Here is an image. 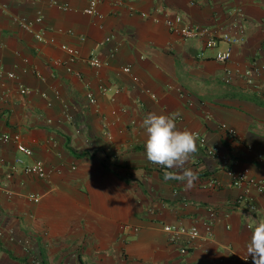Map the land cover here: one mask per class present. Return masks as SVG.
<instances>
[{
    "label": "crops",
    "instance_id": "crops-1",
    "mask_svg": "<svg viewBox=\"0 0 264 264\" xmlns=\"http://www.w3.org/2000/svg\"><path fill=\"white\" fill-rule=\"evenodd\" d=\"M87 3L0 0V133L18 135L32 152L0 141V264H30L34 255L42 264H253L245 261L247 225L264 217V188L233 187L221 157L264 184L257 158L264 155V72L257 89L238 78L225 83L216 49L181 39L151 17L179 14L189 24L221 30L240 19L241 41L227 66L244 68L253 60L264 64V0H127L122 6L102 0L96 16L83 12ZM235 8L239 14H232ZM38 13L42 22L34 28L52 43L38 41L14 19L32 21ZM61 44L79 50L74 62ZM91 54L106 64L89 66ZM150 112H178L179 129L217 148L218 156H208L197 141L199 151L186 165L199 176L192 190L165 182L164 172L174 170L147 160L140 125ZM222 123L237 137H227ZM36 160L44 179L23 169ZM211 178L214 187L207 186ZM243 194L253 199L254 212L234 203ZM204 222L212 237L189 243L185 253L186 237L171 240L163 230L194 224L204 234Z\"/></svg>",
    "mask_w": 264,
    "mask_h": 264
},
{
    "label": "built area",
    "instance_id": "built-area-1",
    "mask_svg": "<svg viewBox=\"0 0 264 264\" xmlns=\"http://www.w3.org/2000/svg\"><path fill=\"white\" fill-rule=\"evenodd\" d=\"M28 1V0H27ZM102 0H88V3L85 8H83V12L90 16H96L99 14L98 5ZM115 6H122L126 4L127 0H109ZM58 8L67 10L69 8L66 3L57 4ZM0 7L3 5L0 4ZM240 9L235 8L232 11V14H239ZM141 17L146 18L148 14L145 11L139 13ZM15 21L21 26L22 29L32 33L38 41L43 43H52V38H47L44 36L41 30H37L34 28V23L40 24L42 22V15L37 14L32 21L27 20L24 17L16 16ZM152 21L154 22H162L169 32L179 36L181 39H201L203 40L204 46L206 48L216 49L214 53V59L225 65L224 68V76L223 81L225 83H231L234 78H238L244 82L248 87H252L253 89L260 88L258 80L262 76L264 72V64H261L255 60L251 61L244 68L234 66L229 67L227 64L231 61L232 58V46L238 44L241 41V35L243 33V25L240 19H236L230 24V28L228 29H217L210 25H197V24H189L184 21L183 17L179 14L172 15H163L162 17L158 15H152ZM80 40H83L81 37ZM220 43H225L228 45L226 48H220ZM60 48L64 50L68 55V60L70 62H74L79 55V50L73 46L67 44H61ZM87 64L94 68H100L102 65L106 64V61L99 58L98 56L91 54L87 59ZM67 71H72L70 66L66 67ZM122 70L126 73L131 74V68L129 65H125L122 67ZM7 76L10 78H14L15 75L13 72H8ZM132 79L137 81V77L132 75ZM101 91H114L117 92V89H112L110 87L101 86ZM21 93H28L29 90L26 87H20ZM86 97L90 103L95 102V98L91 92H87ZM67 118L69 116L65 114ZM221 129L225 132L227 137L235 138L237 137V132L233 127H230L224 123L220 125ZM198 135L199 144L205 148V152L208 156H218V150L215 146L208 145L206 139L203 136H200L197 132H194ZM0 141L9 142L13 141L15 143L16 149L21 153L29 156L31 155V150L25 146L19 139L18 135L11 136L7 133H0ZM257 158L264 162V155L258 154ZM17 163H21L22 160L20 158L16 159ZM221 164L227 168V174L230 180V183L233 187H244L247 188H255L258 191L263 190L264 184L261 180H258L254 177H251L247 170H234L229 166V160L225 157H221ZM24 171L27 174L33 175L37 178L44 179L47 176V172L44 168L42 161L36 160L31 163L24 165ZM217 183L215 178H211L207 181V186L214 187ZM30 199L33 202H38V195L31 194ZM234 203L240 204L245 203L250 212H254L256 206L253 202V199L249 197L247 194L239 195L235 198ZM204 234H202L199 228L196 225L184 226L180 224H166L163 226V230L166 233H169L171 240H176L180 236L186 237V244L180 248L181 253H185L188 248V244L196 241L198 239H210L212 237V229L209 223L204 222ZM9 239L11 241L16 240L13 235H10ZM245 261L252 262L250 258H245ZM30 264H42L40 259L37 256H31Z\"/></svg>",
    "mask_w": 264,
    "mask_h": 264
},
{
    "label": "clouds",
    "instance_id": "clouds-1",
    "mask_svg": "<svg viewBox=\"0 0 264 264\" xmlns=\"http://www.w3.org/2000/svg\"><path fill=\"white\" fill-rule=\"evenodd\" d=\"M180 114H157L150 112L143 118L140 127L146 134L147 160L164 169V181H180L186 191L192 190L199 179L198 173L186 167L198 153V135L191 130L178 128L176 119ZM247 226L251 231L246 243V255L253 264H264V217L250 218Z\"/></svg>",
    "mask_w": 264,
    "mask_h": 264
},
{
    "label": "trees",
    "instance_id": "trees-1",
    "mask_svg": "<svg viewBox=\"0 0 264 264\" xmlns=\"http://www.w3.org/2000/svg\"><path fill=\"white\" fill-rule=\"evenodd\" d=\"M256 99H257V98H256ZM257 100H258V99H257ZM257 100H256V101H257Z\"/></svg>",
    "mask_w": 264,
    "mask_h": 264
}]
</instances>
